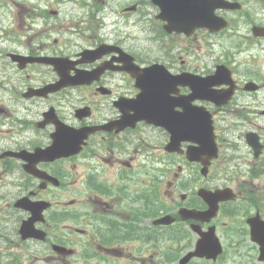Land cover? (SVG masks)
Instances as JSON below:
<instances>
[{
  "label": "flooded vegetation",
  "instance_id": "obj_1",
  "mask_svg": "<svg viewBox=\"0 0 264 264\" xmlns=\"http://www.w3.org/2000/svg\"><path fill=\"white\" fill-rule=\"evenodd\" d=\"M218 12L224 13L226 11L220 10ZM222 15L227 16L226 14ZM258 21L260 22L259 24H261L264 19L259 17ZM76 26L78 25L76 24ZM242 36L245 37L247 34H242ZM97 43V40L91 39L89 46H94ZM39 46L42 49L47 47V45L41 42L39 43ZM47 50L48 49L45 48L46 53ZM49 51L51 53L50 56L59 55L58 51L54 50L52 47H50ZM62 52L65 53L64 50H62ZM78 52L74 51L71 57L76 58ZM126 52L129 53L133 60L137 63L136 55L128 51ZM80 58L81 57L79 56L76 59L77 61L70 63L65 72L69 78L75 79L76 76L81 80V82L72 84L69 87L74 89L79 87L91 89V96H88L87 98L82 97L83 100H87L86 103L80 105L88 106L90 108L88 110L89 114L85 117L75 116V109L79 106L74 107L70 103H66L70 101V98L64 91L68 87L47 95L29 94L32 92L31 87L44 85L47 84V82L52 83L57 80L58 75L54 71L53 67L48 65L49 67L47 66V70H45L47 74L43 79L39 80L40 82L37 84H27L24 88L27 92L26 94H24L25 91L22 92L20 96L16 93L8 96L7 99H13L15 101L23 100L28 103L31 108H26V111L34 110L28 114L26 113V117L22 118L18 124L19 126H24L27 125L28 122H31L33 124L32 126L37 130L36 140L33 141L28 135H23L21 139H16L14 142L0 146V154L5 150H19L22 148L32 150L36 146L46 148L51 145V143L53 144V149L57 150L55 151L56 154L70 153L69 151L74 149V146H71V144L74 145L75 138L72 135L70 136L65 134L69 132L70 129L61 128L57 122H55L53 118L54 111L57 118L66 125L85 128V130H88V133L84 136L85 140L83 146L85 150H79L80 152L78 151V154L86 162V164L90 165L86 168V175L84 178L85 182H87L88 188L87 197L88 200L92 202V205L89 207V211L87 213L89 221L86 224L89 229H84V233H89L88 236L91 244L86 247L88 252L84 250V253L87 255L90 253V249L94 245L93 242L97 241L95 236H99L97 247L100 250L99 255L101 256V261H117L123 259L125 261L132 262V264H176L177 259L187 249V245L191 243V240L184 236L186 233L183 231L184 227L190 224V221H183L176 216V222L172 228L176 231L177 235L175 237L162 239L150 235H143L140 237L138 230L140 217L141 219H147L150 223L152 218L149 219V217L145 215L146 211L143 206L141 208L142 212H139L135 206L131 205L133 203H137L139 207L137 191L135 194L133 193V178L131 177V186L129 187L126 183V178L123 177L121 172V167H131L130 162L123 160L121 157L122 153H124L127 149H123V144L133 141V136L137 133L138 126L146 125L151 128H158L162 130L165 136V146L170 138L169 132L162 127L155 126L154 124H147L145 122H136L137 124L134 123L133 125H126L122 128H118V126L122 124L123 116L129 115L133 111L132 108L129 107L128 100L137 93V89L133 85L129 91L121 90L122 84L120 81L132 82V78L124 69V66H128V63L123 60L117 49L113 48L112 50L105 52L98 60L77 64L79 63ZM180 63L182 68L177 70L170 61V66L174 69L175 73L181 70H186V68H183L184 61L181 60ZM100 66L104 67V70L100 72L98 76H95L93 70L99 68ZM231 67L236 71L238 70L234 64H232ZM85 71L90 72L85 73ZM240 74L241 72L238 70L239 78H237L236 81L237 88H239L237 93L233 94L230 99L226 100V105L220 106L209 104L210 111L217 117V123L221 129L219 142L220 146L224 149V152L220 151L218 157L212 160L210 164L211 170H219L224 161L232 159V150L238 147L240 142L245 143L244 134L247 130H255L256 132H259L252 125V119L256 114L262 113V110L264 109V93L243 92L242 88L244 89V82L248 79L243 80ZM243 77L246 78L248 75L244 73ZM183 91H187L186 87L183 88ZM130 102L132 106L135 104L133 100ZM2 111L4 110L0 108V113ZM28 115H31V118L28 117ZM231 116L241 118V120L236 123L232 120L228 122L224 121V118ZM0 123L2 124L4 122ZM234 135L237 141L233 140ZM134 139L139 140V136ZM161 143L156 145H160ZM164 145H161L162 149H164ZM186 145L187 144L183 142L180 147L184 148ZM59 148H63V150L58 151ZM133 151H136V149ZM78 154L67 157H61L64 155H60L52 160H40L36 163V167L38 169L46 171L48 174L53 175L57 179V185H52L49 181H44L43 179L40 180L35 176L26 173L23 175V178H20L22 179L20 187L25 189V191L19 192V195H27L32 199H46L51 202L50 208L44 210L43 212L44 219L35 223L38 228L44 231L45 237L42 240L26 239L24 241H37L40 249H50L51 252L54 251L52 244H67V247L70 248L69 251L72 252V255L77 253V250L74 247H70L72 240H68L66 237L61 236L57 227L58 215L56 214V211L49 210L53 208V203L56 202L55 200L53 201L52 198H55L58 195L55 190L60 186L58 178L59 175H73L74 173L75 165L73 163L70 168L64 170L62 167L59 169L58 161L73 159ZM127 159L131 160L132 157ZM90 160H92L91 163ZM21 164L22 161L15 157L6 155L0 156V170L3 172L2 176L6 175L7 171L10 173L11 170H13V167L20 166ZM201 176L199 175L197 177L199 186L203 185V178ZM38 183H41L43 188H40ZM42 183H44L45 186ZM248 192L250 191L237 190L236 194H239L241 197L242 194H247ZM194 196L196 195L190 194L181 198L179 195L181 199L188 200L187 204L190 207L204 209L205 205L202 199L196 196L200 201L197 202L194 200ZM143 201L150 205L149 200L143 198ZM180 206L181 204H177L175 206H173V204H168L165 206V213L172 212V209H175L174 211L176 212ZM9 209L13 210V213L11 214L6 212L5 216L0 218V227L4 226L2 230L0 228V246L14 245L21 241L19 235L17 234V226L20 221L26 218L29 214L27 211L13 206L12 208L9 207ZM232 214H234L233 209L229 207V203L221 201L218 204L217 215L214 216L212 220L216 223L219 222L221 228L225 229V223L232 220ZM260 218L264 219V215H261ZM205 226L206 224L202 227ZM166 234H170V231L168 230ZM192 235L196 236L194 233H192ZM260 235L262 236V239H264V229L261 230ZM220 237L223 251L220 255L212 259V264L219 259H227L226 257L231 248L240 245H247V242L253 244L255 246V250L258 252V245L250 240L249 229L246 223H241L237 227H228L225 230V233L222 232V236ZM121 241L127 243L128 247H117V245L121 244ZM160 241H170L175 244L168 247L163 244L160 248ZM141 247H144L145 252L147 251V253L151 252L150 249L154 250V248H159L162 252V256L156 260L153 257L154 254H152L151 259L146 258V256L142 257L140 255ZM64 256L65 255L58 254L56 257H59L63 264H68V258ZM244 256L249 257V249L246 250ZM262 256H264V254ZM199 260L204 259H194L195 262H198ZM188 264L197 263L188 262Z\"/></svg>",
  "mask_w": 264,
  "mask_h": 264
},
{
  "label": "rangeland",
  "instance_id": "obj_2",
  "mask_svg": "<svg viewBox=\"0 0 264 264\" xmlns=\"http://www.w3.org/2000/svg\"><path fill=\"white\" fill-rule=\"evenodd\" d=\"M102 1L103 0H0V108L4 110L0 113V122H4L2 124L0 123V146L14 142L16 139H21L23 135H28L32 140H36L37 138V130L32 126L33 124L31 122H28V124L24 126H19L18 124L22 118L26 117V113L28 114L34 110L26 111L28 106L23 103V100H7L8 96L16 93L20 96L27 84H37L40 82L39 80L43 79L47 74L45 70H47L48 65L38 64L40 68L34 67L33 69L27 68L26 70H20L6 55V53L9 54L15 51H22L20 41L25 34V26L19 28L18 25H15L21 18H23L25 23L32 22L31 25L35 28V24L41 22V20L34 15H52V11L56 10V15L47 17L44 22H49L53 30L52 37H62L63 39L70 37V45L68 48L70 52L79 49L76 45H81L82 47L87 46L91 39H104L108 42H114L113 44L121 46L126 51L133 53L137 57V62L144 65L156 61L167 63L168 60H170L175 66H180L179 58L183 57L186 59L188 65L193 66V70L203 72L213 66V58L227 57L232 60V64L240 68V75L243 80H247L243 77L244 73L252 69L264 72V47L262 51L259 49V44L255 46L249 45L248 41L243 39V37L236 36L241 33V29L247 28V22L249 21L248 17H238L234 14V26L229 30L230 34L217 35L198 32L189 38H185L183 35H175L172 33L167 35L163 32L161 21L156 18L158 9L153 4L150 6V0H104V2L101 3ZM134 3L138 4L136 10L131 8ZM92 4L93 7L89 8ZM123 6L126 7L119 13V10ZM94 7L102 11V17H97L95 27L87 19L89 11L93 10ZM255 8H264V1L261 0L260 3L255 2ZM75 13L85 15L78 16L77 19L74 20V22L83 20L84 24H81L80 31L74 32L72 30V34L70 35L68 33V25L70 20L73 19L71 16H75ZM42 27L43 26H39L37 29ZM83 29H85L86 32H82ZM32 33L33 32H30L26 34V36ZM231 33L235 37L232 36ZM9 34H11L10 37ZM43 43L48 46L52 44L49 39H44ZM59 44L60 41L58 42V46ZM52 46L55 47V45ZM57 51L59 55H66V53H63L58 47ZM26 75H28L29 78H27ZM120 83L122 84L121 90L123 91H129L133 86V82L120 81ZM64 91L72 102L68 101L66 103H70L76 107L86 103L87 99L83 100L82 97L87 98L92 94L91 89L86 87H79L77 89L68 87ZM28 117L31 118V115H28ZM253 120L258 124V131L261 132L264 137V117ZM155 126L162 127L160 125ZM137 136H139V140L134 139ZM159 143L161 144L156 145ZM164 143L165 136L162 130L140 125L138 126L137 133L133 136V141L123 144V149H127L122 153L121 157L123 160L129 161L131 165V167H121V172L123 177L126 178V183L130 187L132 177V189L134 194L138 190L139 194L146 193V195L157 196L151 199L149 202L150 205L147 204L152 210L151 212L146 211L145 213L149 219L164 214L166 205L173 204V206H175L179 204V193L190 192L198 184L197 181H188L187 178L189 173L192 172L195 174V170L197 171L196 166H187L184 161L185 159H181L179 155L165 154L161 147ZM135 149L136 151H133ZM243 151L245 154V147ZM245 155L248 159L246 164H251L253 161L251 154L246 153ZM130 157H132L131 160L127 159ZM73 162H75L74 178L79 173V170L90 166L81 158H74ZM60 164L67 165L68 168L71 166V162L66 161H60ZM178 167H180V169H178ZM163 170H169V173L164 175L162 174ZM20 172V170L17 171V173ZM2 174L3 172L0 170V178ZM248 175L249 174L245 175L244 181H247V183L251 185H261L262 190H264V160L262 165H257L255 170L251 172L249 176ZM63 182L64 186L57 191L58 198L61 202L70 199L71 193H69V191H71L72 187L80 190L83 184L80 181H76L74 183L75 185L71 187L68 184V179L63 180ZM17 183L18 181L13 176L4 178V186L1 188L6 192L7 187L11 186L12 191L9 193H18L16 192L17 187L15 186ZM168 183H170V185H168ZM68 186L69 189L66 188ZM195 191L196 189L194 192ZM63 204L65 208L69 207L71 209L75 202L74 204L72 202H65ZM2 205V200L0 199V206ZM131 205L135 206L139 212H142L140 209L143 206L142 203H139L140 208L137 203ZM60 207L63 208L61 205ZM173 210L175 209H172V211ZM79 211H81V209L75 207V212ZM232 222L234 221L232 220ZM68 224L74 227V229H88L84 219L76 217L74 220L66 216L65 219L60 222V233L65 237L68 236L69 240H72L70 247H74L76 250H79L82 245L88 246L91 242L90 240H86V235L88 234L74 230L73 228H68L67 230L66 227ZM226 225L230 224L226 223ZM161 226H163V224L158 223L157 225H151L147 219H141L140 217L138 223L139 236L150 235L161 239L176 236L164 233ZM163 244L168 247L175 243L160 241L159 247L161 248ZM122 246L125 248L123 242ZM145 248L141 247L140 255L142 257L146 256V258L151 259L152 254H154V256L160 258L157 256V253H162L159 248H154V250L150 249L151 252L148 253L147 251L145 252ZM29 250L35 252L29 256V254H27L28 249L25 250V247L21 249V246L19 248L0 246V255L6 258L9 256L7 252L13 253V255L22 262L21 264H57V262L53 260V257L49 260H47V258L40 259L41 256L45 255L37 252L40 248L37 249L35 246H30ZM243 250L244 246L231 248L226 257L227 259H219L217 264H250L254 262L248 260V257L244 256L245 252L243 253ZM21 252H25V255L22 256L20 254ZM99 253L100 250L97 244H94L88 255L84 253L79 258L78 254H73L77 259L75 258L74 262L69 259L68 263L128 264L123 260L100 261L99 258L101 256ZM241 258H243V260H241Z\"/></svg>",
  "mask_w": 264,
  "mask_h": 264
},
{
  "label": "water",
  "instance_id": "obj_3",
  "mask_svg": "<svg viewBox=\"0 0 264 264\" xmlns=\"http://www.w3.org/2000/svg\"><path fill=\"white\" fill-rule=\"evenodd\" d=\"M22 206H23V204H22ZM31 210H32V211H37V210H39V207L31 208ZM26 224H27V223L24 222V223H23V226L26 225Z\"/></svg>",
  "mask_w": 264,
  "mask_h": 264
}]
</instances>
